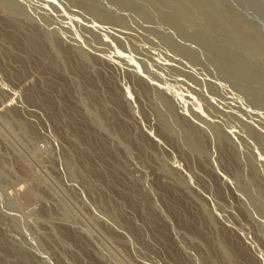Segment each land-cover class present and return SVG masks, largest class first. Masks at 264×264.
Returning a JSON list of instances; mask_svg holds the SVG:
<instances>
[{
	"label": "rangeland",
	"instance_id": "1",
	"mask_svg": "<svg viewBox=\"0 0 264 264\" xmlns=\"http://www.w3.org/2000/svg\"><path fill=\"white\" fill-rule=\"evenodd\" d=\"M0 264H264V0H0Z\"/></svg>",
	"mask_w": 264,
	"mask_h": 264
}]
</instances>
